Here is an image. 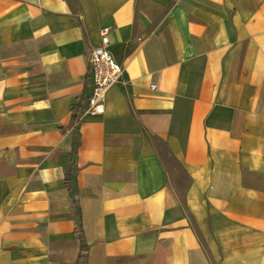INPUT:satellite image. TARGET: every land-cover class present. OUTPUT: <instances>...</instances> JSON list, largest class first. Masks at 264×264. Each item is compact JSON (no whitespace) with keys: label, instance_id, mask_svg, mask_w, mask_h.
Returning <instances> with one entry per match:
<instances>
[{"label":"crops","instance_id":"1","mask_svg":"<svg viewBox=\"0 0 264 264\" xmlns=\"http://www.w3.org/2000/svg\"><path fill=\"white\" fill-rule=\"evenodd\" d=\"M0 264H264V0H0Z\"/></svg>","mask_w":264,"mask_h":264},{"label":"built area","instance_id":"2","mask_svg":"<svg viewBox=\"0 0 264 264\" xmlns=\"http://www.w3.org/2000/svg\"><path fill=\"white\" fill-rule=\"evenodd\" d=\"M108 47L107 33L102 32L100 45L91 50L87 59L92 89L86 105L82 107V113L102 115L108 91L119 83L123 75V68L115 62Z\"/></svg>","mask_w":264,"mask_h":264},{"label":"rangeland","instance_id":"3","mask_svg":"<svg viewBox=\"0 0 264 264\" xmlns=\"http://www.w3.org/2000/svg\"><path fill=\"white\" fill-rule=\"evenodd\" d=\"M162 157H163V159H164V161H166L167 160V162L169 161V158H168V156H167V154L165 153V152H162ZM172 161H171V159H170V163H171Z\"/></svg>","mask_w":264,"mask_h":264}]
</instances>
